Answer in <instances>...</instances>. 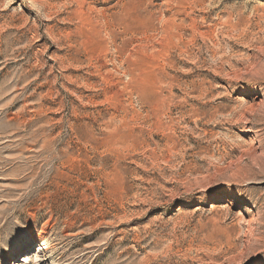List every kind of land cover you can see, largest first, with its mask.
Returning a JSON list of instances; mask_svg holds the SVG:
<instances>
[{"label":"rangeland","instance_id":"374dc122","mask_svg":"<svg viewBox=\"0 0 264 264\" xmlns=\"http://www.w3.org/2000/svg\"><path fill=\"white\" fill-rule=\"evenodd\" d=\"M0 264H264V0H0Z\"/></svg>","mask_w":264,"mask_h":264},{"label":"bare ground","instance_id":"6f19581e","mask_svg":"<svg viewBox=\"0 0 264 264\" xmlns=\"http://www.w3.org/2000/svg\"><path fill=\"white\" fill-rule=\"evenodd\" d=\"M256 93H260L259 91L258 92H256ZM233 194H236V195H240V193H238V192H234ZM45 248V247H44Z\"/></svg>","mask_w":264,"mask_h":264}]
</instances>
